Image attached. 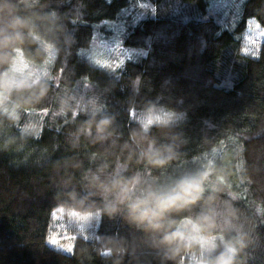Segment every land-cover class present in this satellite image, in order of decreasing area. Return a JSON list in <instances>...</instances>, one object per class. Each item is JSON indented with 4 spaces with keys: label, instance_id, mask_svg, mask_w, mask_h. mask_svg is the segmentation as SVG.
<instances>
[{
    "label": "trees",
    "instance_id": "trees-1",
    "mask_svg": "<svg viewBox=\"0 0 264 264\" xmlns=\"http://www.w3.org/2000/svg\"><path fill=\"white\" fill-rule=\"evenodd\" d=\"M193 175L160 230L99 186ZM239 236L264 264V0H0V264H203Z\"/></svg>",
    "mask_w": 264,
    "mask_h": 264
},
{
    "label": "clouds",
    "instance_id": "clouds-1",
    "mask_svg": "<svg viewBox=\"0 0 264 264\" xmlns=\"http://www.w3.org/2000/svg\"><path fill=\"white\" fill-rule=\"evenodd\" d=\"M23 24V21L17 19L14 22L13 27H16L17 25L22 26ZM16 35L18 38L19 33ZM9 39L11 38L5 37V42ZM9 87L23 88L31 87V85L25 81H12L9 84ZM8 115L11 117L12 113L9 112ZM167 117L168 119L159 116H154L152 118L146 117L142 121L141 126L147 131L152 125L166 124L170 123L173 119H180L179 115H174L173 113H168ZM108 124L109 121L107 119L99 122L97 131L101 138H103V134L106 132ZM151 155L157 160L162 159L159 150H152ZM137 182L136 179L127 183H121L118 180H114L109 184L101 182L99 186L105 198L107 199L109 195L113 197L108 201L106 210L109 213H115L119 211L120 205H126L128 216L131 221L140 225H146L153 230H160L163 228L161 221L170 209L183 207L194 202L201 192V180L198 176L193 175L179 180L175 186L167 191L148 192L143 197L132 199V189L129 187V184H135ZM182 239H184L183 233L177 230L174 233H165L161 243L171 244ZM237 245H239V248L245 246L243 236L237 237L234 242H226L223 250L218 255L208 258L203 264H234L239 250Z\"/></svg>",
    "mask_w": 264,
    "mask_h": 264
},
{
    "label": "rangeland",
    "instance_id": "rangeland-1",
    "mask_svg": "<svg viewBox=\"0 0 264 264\" xmlns=\"http://www.w3.org/2000/svg\"><path fill=\"white\" fill-rule=\"evenodd\" d=\"M52 245H55L56 247L58 248H63L62 245L60 243H58V241L56 239H54L52 242H51Z\"/></svg>",
    "mask_w": 264,
    "mask_h": 264
},
{
    "label": "snow or ice",
    "instance_id": "snow-or-ice-1",
    "mask_svg": "<svg viewBox=\"0 0 264 264\" xmlns=\"http://www.w3.org/2000/svg\"><path fill=\"white\" fill-rule=\"evenodd\" d=\"M101 47H102V48H105V49L110 48L109 45H102Z\"/></svg>",
    "mask_w": 264,
    "mask_h": 264
}]
</instances>
